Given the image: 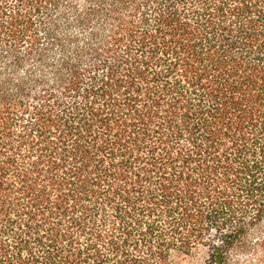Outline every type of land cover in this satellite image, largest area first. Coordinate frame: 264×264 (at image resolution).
<instances>
[{
  "label": "trees",
  "instance_id": "trees-1",
  "mask_svg": "<svg viewBox=\"0 0 264 264\" xmlns=\"http://www.w3.org/2000/svg\"><path fill=\"white\" fill-rule=\"evenodd\" d=\"M262 223L264 0H0V264H227Z\"/></svg>",
  "mask_w": 264,
  "mask_h": 264
},
{
  "label": "rangeland",
  "instance_id": "rangeland-1",
  "mask_svg": "<svg viewBox=\"0 0 264 264\" xmlns=\"http://www.w3.org/2000/svg\"><path fill=\"white\" fill-rule=\"evenodd\" d=\"M195 264L192 257H176L174 264ZM227 264H264V223L247 238L243 247L234 250Z\"/></svg>",
  "mask_w": 264,
  "mask_h": 264
}]
</instances>
